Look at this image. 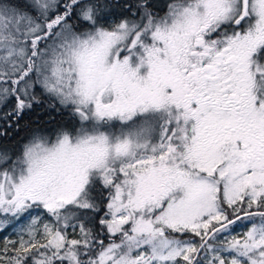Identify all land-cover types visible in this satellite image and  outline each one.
I'll use <instances>...</instances> for the list:
<instances>
[{
	"label": "snow or ice",
	"instance_id": "1",
	"mask_svg": "<svg viewBox=\"0 0 264 264\" xmlns=\"http://www.w3.org/2000/svg\"><path fill=\"white\" fill-rule=\"evenodd\" d=\"M0 264H264V0H0Z\"/></svg>",
	"mask_w": 264,
	"mask_h": 264
}]
</instances>
